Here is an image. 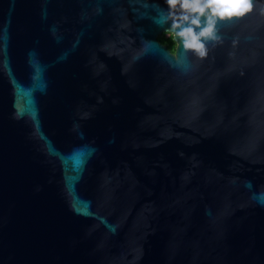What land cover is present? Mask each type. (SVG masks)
Listing matches in <instances>:
<instances>
[{
  "label": "water",
  "instance_id": "95a60500",
  "mask_svg": "<svg viewBox=\"0 0 264 264\" xmlns=\"http://www.w3.org/2000/svg\"><path fill=\"white\" fill-rule=\"evenodd\" d=\"M168 10L0 0V264H264V0L203 58Z\"/></svg>",
  "mask_w": 264,
  "mask_h": 264
},
{
  "label": "clouds",
  "instance_id": "9594fccd",
  "mask_svg": "<svg viewBox=\"0 0 264 264\" xmlns=\"http://www.w3.org/2000/svg\"><path fill=\"white\" fill-rule=\"evenodd\" d=\"M173 39L182 41L184 50L203 58L207 43L219 41L218 24L242 18L253 10V0H166ZM173 48V52L178 50Z\"/></svg>",
  "mask_w": 264,
  "mask_h": 264
},
{
  "label": "trees",
  "instance_id": "16d2710c",
  "mask_svg": "<svg viewBox=\"0 0 264 264\" xmlns=\"http://www.w3.org/2000/svg\"><path fill=\"white\" fill-rule=\"evenodd\" d=\"M159 40L165 44L166 46H168L172 51L173 48L176 47V42L173 39L172 35L169 34V32H165L162 35L159 36Z\"/></svg>",
  "mask_w": 264,
  "mask_h": 264
}]
</instances>
